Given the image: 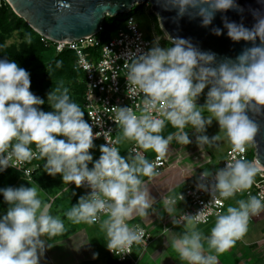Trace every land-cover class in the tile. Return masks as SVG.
<instances>
[{"label": "clouds", "instance_id": "1", "mask_svg": "<svg viewBox=\"0 0 264 264\" xmlns=\"http://www.w3.org/2000/svg\"><path fill=\"white\" fill-rule=\"evenodd\" d=\"M167 4L176 8L180 17H201L203 27L211 25L216 12L238 8L235 0H167ZM256 19L251 30L243 24L225 22L233 41L252 44L235 60L217 62L214 53L199 50L190 40L171 37L168 47H161L158 37L149 51L133 53L126 63V79L143 94V108L137 115L132 107H114V122L122 130L115 144L134 141L143 150L164 157L173 139L184 145L191 143L186 131L190 126L201 148L220 141L221 133L241 153L251 147L260 128L249 113L264 115V15L257 13ZM128 23L134 27L133 21ZM213 32L222 34L219 28ZM31 41V34L25 33L23 42ZM61 66L62 62L56 61V67ZM30 86V73L13 60L0 59V172L11 166L13 157L20 162L45 159L48 175L60 174L64 184L74 183L77 188L87 183L92 190L65 213L68 219L93 225L101 214L106 215L100 227L110 251L139 242L143 230L139 225L130 227L128 221L134 215L147 217L149 209L155 211V201L141 178L159 175L153 163L139 152L124 157L108 142L100 146L101 155L93 162L89 150L101 133H93L84 120V111L71 100L69 88L61 82L51 90L47 102L53 110L45 112L41 109L45 100L31 92ZM205 88L206 100L200 106L197 101ZM214 120L220 133L210 139L204 133ZM168 125L176 131L165 137L162 133ZM89 163H93L91 169ZM257 171L256 162L246 158L227 163L215 173L212 189L218 193L216 202L249 190ZM207 176L202 173V178ZM198 187L205 189L203 184ZM41 190L34 186L0 188L8 205L0 214V264H40L46 248L53 247L47 240L65 231L64 220L50 214L49 204L40 198ZM163 202L165 211L171 213L175 200L163 198ZM236 204L217 214L207 237L193 223L201 218L200 213L182 217L192 227L172 243L181 261L217 264L212 250L225 252L247 233L250 218L264 212V193L249 194Z\"/></svg>", "mask_w": 264, "mask_h": 264}, {"label": "built area", "instance_id": "2", "mask_svg": "<svg viewBox=\"0 0 264 264\" xmlns=\"http://www.w3.org/2000/svg\"><path fill=\"white\" fill-rule=\"evenodd\" d=\"M130 20L133 21L134 27L129 25L128 22ZM101 32L102 27L95 36L84 37L72 42H52L57 52L69 49L76 54L77 58L74 69L77 72L83 73V82L85 84L83 100L87 122L92 126L94 134L101 133L98 138L93 140V144L100 142L102 145H105L108 142L110 147L115 146L119 149V145L115 144V140L121 128L118 123L114 122L116 116L114 107H132L137 115L140 114L143 108V94L134 86L128 84L126 79V63L130 61L133 53L137 55L145 53L151 49L154 43L145 38L138 24L135 22L134 16H129L124 24L117 29L108 40L104 41L100 39L99 35ZM89 47L97 50L96 57H89L86 52V49ZM197 103L199 105V101H197ZM105 132L108 133L105 134ZM33 151H35V148H33ZM251 151L254 152L256 157V145L254 143L252 147L248 148L243 153L235 150L234 147L228 149L218 169L209 172L206 178H202L203 172H200L196 179L185 187L183 192L177 194L175 197L168 198L175 200V205L179 203L185 205L181 213L176 217L175 224L184 225L187 222L182 219L184 215L195 217L200 213L201 218L193 223L196 225H205L215 219L218 213H224L227 208V200H221L220 203H217L218 193L212 189L215 184V173L225 168L227 163L234 162L235 159H247ZM89 152L93 156L92 149H90ZM137 152L146 157L145 153L139 148V145L134 142L130 148V154L134 156ZM37 158L38 157H34L31 161L20 162L13 157L9 161L11 166L8 168L15 169L19 172L21 180H25L30 184H35L34 176L39 169V164L35 162ZM151 163H153L155 170L159 172V174L162 173L167 166L166 158L159 157L158 155L155 156ZM256 166L258 171L252 187L236 195L244 194L248 198L249 194L259 195L264 193V169L259 167L257 163ZM201 184L205 185V189H200L198 187V185ZM68 186L76 185L72 183ZM80 188L83 189L86 196L92 191L87 183H84ZM180 195L183 196V200L180 199ZM106 218V215L101 214L100 220L95 224L101 223V221ZM254 218L257 217L253 216L249 221H252ZM128 224L130 227L138 225ZM140 228L143 231L139 242H134L132 245L122 250L114 249L110 251L108 249L110 257L115 259L118 263L130 261L132 264H136V261L130 260L134 249L136 247L146 249L152 241V235L148 230L142 226H140Z\"/></svg>", "mask_w": 264, "mask_h": 264}, {"label": "crops", "instance_id": "3", "mask_svg": "<svg viewBox=\"0 0 264 264\" xmlns=\"http://www.w3.org/2000/svg\"><path fill=\"white\" fill-rule=\"evenodd\" d=\"M132 145L123 148L119 144L120 154L124 157L131 155L130 148ZM100 146L101 143L98 142L92 148L93 162L98 160L101 155ZM140 149L145 153V158L149 162L158 155L152 150L145 151L142 148ZM195 150V148H187V146L179 142L175 146L169 145L168 151L164 156L167 160V166L164 171L153 178L141 177L145 182V187L149 190L150 197L155 201L153 202L155 211L149 209L147 217L134 215L128 221L130 224H138L144 227L152 235V241L146 249L142 247L135 248L134 258L137 260V264H186V262L180 260L178 253L172 246L173 241L179 235L190 231L192 227L187 222L184 225L175 224L176 217L181 213L185 205L182 203L173 205V211L169 213L165 211L163 198H172L183 192L185 187L192 183L200 173L197 171L198 167H202L210 161V159H204L203 162H197L198 157L195 158L193 155ZM188 160L190 162L193 161V163L187 162ZM88 167L92 168L93 163H89ZM202 172L209 173L211 171ZM21 181L28 186L41 189L36 184L27 183L25 180ZM67 188L69 189L67 191L68 194L71 192L86 196L80 187L69 186ZM39 193L43 194L44 198L47 197L44 194V190ZM50 196L53 198L54 195ZM46 200H49V211L52 215L60 216L64 220L65 231L51 240H47V237H45L48 243L53 244V247L46 248L40 264H117L108 254L106 246L107 236L100 227L101 223L93 225L83 222L79 224L73 223L72 220L65 216V213L70 209L64 210L60 215L55 212V208L58 206L57 197H55L54 201L47 198ZM2 208L1 206L0 210ZM6 210L4 209V212ZM0 214H2V210ZM262 219L264 218L261 217L259 220L255 219L250 222H257ZM215 222L216 218L205 225H194L197 230L207 237L211 235V229L214 227ZM250 235L237 240L234 246L225 252L215 253L212 250V254L217 256V264H264L263 239L253 241ZM208 251L207 242L205 241L206 254Z\"/></svg>", "mask_w": 264, "mask_h": 264}, {"label": "water", "instance_id": "4", "mask_svg": "<svg viewBox=\"0 0 264 264\" xmlns=\"http://www.w3.org/2000/svg\"><path fill=\"white\" fill-rule=\"evenodd\" d=\"M14 13L35 32L54 42H72L99 33L106 17H119L130 13L136 4L149 3L159 17L162 29L171 38H184L203 52L216 55L217 62L235 58L252 44L233 41L227 34L225 22L243 24L251 30L257 22L256 14L264 15V0H235L236 9L216 12L208 27L202 18L185 14L167 4V0H6ZM221 29V35L213 29ZM256 44H259L257 39ZM259 125L254 138L255 161L264 169V115L249 113Z\"/></svg>", "mask_w": 264, "mask_h": 264}, {"label": "trees", "instance_id": "5", "mask_svg": "<svg viewBox=\"0 0 264 264\" xmlns=\"http://www.w3.org/2000/svg\"><path fill=\"white\" fill-rule=\"evenodd\" d=\"M129 16H134V10L121 19V16L106 17L102 25V32L99 35L100 39L108 40ZM15 30H23L24 34L30 33L32 37L31 44L22 43L18 47L16 45L6 46L5 39L7 35ZM86 52L90 58L97 55V50L91 47L87 48ZM76 58V54L69 49L57 52L51 40L49 41L39 35L22 18L18 17L6 0H0V59L13 60L30 73V91L45 100L44 105L41 106V109L45 112L52 111L48 109L47 92L55 88L58 81L62 78L71 79L77 102L84 111V120L87 122L83 100L85 84L83 82V73L74 69ZM56 61H61L62 66L57 68ZM32 148H35V145ZM254 158L255 154L251 151L247 159L254 161ZM35 162L39 164V169L34 176L37 186L42 190H52L60 185L59 182L53 181V176L46 173L44 168L45 159L38 157ZM20 180L21 175L15 169L7 168L5 171L0 172V188H15L11 184L14 183L16 185ZM1 206L3 207L2 209L8 208L2 195H0Z\"/></svg>", "mask_w": 264, "mask_h": 264}, {"label": "rangeland", "instance_id": "6", "mask_svg": "<svg viewBox=\"0 0 264 264\" xmlns=\"http://www.w3.org/2000/svg\"><path fill=\"white\" fill-rule=\"evenodd\" d=\"M132 10H134L135 22L138 24L139 29L143 33L145 38L149 39L150 41H152L154 43V41L159 37L160 38L159 44L161 47L170 46V43H169L170 38L166 34V32L162 29L160 21H159V17L157 16V14L154 13V11L152 10L151 5L149 3L136 4ZM124 16H126V15H121V17L120 16L119 17L121 19ZM24 35L25 34H24L23 30L13 31L11 34L7 35V37L5 39V45L6 46L16 45L17 47L20 46L22 43H24L23 42ZM61 82H63L64 86L69 88L71 100L78 104L77 96L75 93L74 86L72 85L71 79L62 78L61 80L58 81L57 86ZM55 88H53V89H55ZM53 89H51V90H53ZM207 91H208V89L205 88L204 93L201 95V97L198 100L200 106H203V104L205 103ZM49 92H47V94ZM47 105H48L49 110H53L49 106L48 102H47ZM205 115H207V113H205ZM175 131H176V129L172 128L171 125H168L164 129L162 135L166 137L167 135H169L170 133H173ZM186 131L188 132L191 143L188 145H185V146H187V148H192V149L195 148L196 149L195 153L193 155L195 158L198 157L197 162H199V161L203 162L204 159H210V161H208L206 165H204L202 167L201 166L198 167V169H197L198 172L212 171V170L218 169L221 166V163L225 157L227 150L234 147L231 144V142L227 139V137H225L224 134L221 133L222 139L220 141L214 143L212 146L204 145L201 148V146H199L197 144V140H196L197 133L195 132V130L189 126L186 129ZM219 133H220V127H219L218 123L214 120L212 122L211 126L207 127L204 135H207L211 139L212 137L216 136ZM121 134H122V130L119 129V131L117 133L118 137L121 136ZM133 142L134 141H124L123 143H121V147L124 148V147L130 146L133 144ZM177 143L178 142L175 139H173V141L170 142V145L175 146ZM252 146H253V144H252ZM187 162L193 163V161L190 162L189 160ZM193 167H195V166H193ZM53 181H56V183L59 182L60 185L53 188L52 190H47V189L44 190V194L47 195V197H46L47 199H50L53 201H54L55 197H57L58 206H56L55 212L58 215H60L62 212H64V210H69V209H71L72 206L76 205L78 203L80 197H82V195H78L76 193H71V192L68 194L65 189H67V187H69V186L67 184L63 183L61 175H56L54 177ZM16 185L14 183L11 184V186H15V188H19L21 186L31 187V186H28L26 183L22 182L21 180L19 181V183H16ZM50 195H54L53 198ZM39 196L42 199V201L45 200L44 203L49 204V200H46V198H44L43 194L39 193ZM239 199H245L246 200L247 197L244 194L243 195H235L233 198L227 199V201H226L227 207L229 205L237 206L236 202ZM226 209L224 212H226ZM1 210H2V214H3L4 209H1ZM1 210H0V212H1ZM255 217H257V218H254L253 220H255V219L259 220L261 217L264 218V213L262 212L261 214H259V216H255ZM249 235L252 238L251 240H253V241L263 239V237H264V219L257 221V222H250L249 221L248 231L243 237L245 238ZM111 259L113 261H115L117 264H132L130 261H127L125 263H118L115 259H113V258H111ZM130 260L136 261V264H137V260L134 258V251L131 255Z\"/></svg>", "mask_w": 264, "mask_h": 264}]
</instances>
